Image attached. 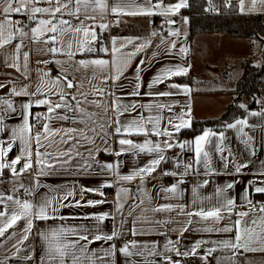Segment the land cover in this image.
<instances>
[{"label": "snow or ice", "instance_id": "1", "mask_svg": "<svg viewBox=\"0 0 264 264\" xmlns=\"http://www.w3.org/2000/svg\"><path fill=\"white\" fill-rule=\"evenodd\" d=\"M258 5L259 10L264 11V0H249L247 8L245 0H239V10L242 13L257 11ZM185 7H187V0H179L178 3L171 6L165 5L163 0H159L158 3H153V0H142L141 3H137L136 0H115L111 5L108 0H0V50L11 48L7 55V67L20 73L25 80L29 81L19 87L13 82L9 98L0 100V133L10 132L6 140L0 139V178L4 177L5 170H7L11 174L13 183L18 185L15 192L23 190L24 194L30 196L33 195L34 189L40 187L38 177L53 174L58 166H71L73 160L79 159L83 163L77 166V170L87 171L98 161L94 151H89L88 156L85 157L79 151L80 147L84 144H92L98 151L99 146L96 145V139L100 138L102 142L106 143L110 135L108 129H111L113 124L115 127L112 134L120 137L118 139L120 149L114 155L120 156L126 152H132L134 155L154 154V158L148 165L137 169L131 175L120 176L121 181H132L134 178H139L143 182L146 176H151L161 163L166 161L165 152L177 146L180 149L192 151L194 160L192 163L183 164L184 171L182 173L164 172V175H187L189 170L194 169L201 162L208 173H212L214 170L210 167L212 161L210 153L213 151L221 153L225 168L231 163L237 174L247 168V163H236L234 160H230L231 152L225 156L223 155L225 149L219 144L214 145L213 138L220 142L225 140L223 132L204 131L191 142H179L174 139L182 129L192 127L190 105L175 118L168 117L163 127V118L159 114L145 117L141 113L138 118L129 122L120 119L125 113L135 111L138 105L123 103L122 97L118 94L119 89L122 88V84L119 82L132 57L143 51L150 42L135 44L133 40L124 41L113 38L111 48L104 46L102 33L109 29L111 23L107 21V17L112 15L114 22L119 24L120 21L115 19L116 17L162 15L166 18L167 23L175 24V20L167 18L178 15L180 10ZM17 16L24 17L30 23L16 19ZM97 29L100 30V33L97 32ZM151 35L156 36L158 33L152 32ZM170 35L177 37L180 33L173 30ZM129 44L134 45V50L124 52L123 49ZM33 45L38 48L41 54H47L50 57V59L37 61L38 64L45 65V68L37 71L34 80L30 72V54ZM170 47L175 49L176 43L170 42ZM98 51H103L106 55L110 54L113 59L100 57L77 59L78 55L84 57L86 53L92 54ZM179 51L186 53L188 49L180 48ZM49 63L59 65L61 74L53 77L51 70L46 67ZM142 64L143 61L138 64V67ZM189 71L190 66L166 68L152 81L151 87L165 83L173 77L187 75ZM77 73L80 74V78H77ZM110 81L111 84H109ZM139 81L140 76L137 74L135 90L128 93L129 96L138 97L141 95ZM5 87L8 85L0 83V89ZM169 87L185 95L191 93L190 88L182 87L176 83H171ZM175 94L171 91L145 93V95L153 97H170ZM12 97H27L28 99L21 101L18 109ZM174 106V104L166 103L139 105L141 108L146 107L150 112L155 109L157 113L164 110L170 112ZM34 107H44L46 112L43 114L33 113ZM93 107L98 111L89 110ZM241 107L243 108L244 105ZM109 112L111 116L108 115ZM17 113L22 122L18 127L8 129L6 120ZM251 115H264V113L252 112ZM53 121H70L71 124L78 126L57 129L51 126ZM248 126L247 119H239L235 123L227 125L228 128L236 129L243 136H247L245 143L250 145L251 153L255 155V147L250 144L253 137L244 132ZM131 135H143L146 138L155 135L165 139L159 142L145 139L143 143H134L132 139L127 138ZM60 145H68V147L62 149ZM14 147H18L19 154L9 159V153ZM22 161L23 163H21ZM119 165L120 162L117 161L105 164L103 168L108 172H116ZM176 167H181L179 161L176 163ZM25 173H34L37 177L32 187L27 186L21 179ZM260 175L264 176V172ZM182 183L183 180H178L176 185L167 187L163 191L177 194L179 184ZM204 183L206 184L207 181ZM105 186L110 187L111 184ZM233 187L232 183L227 185L228 189ZM93 191L103 195L99 190ZM120 191L126 193L127 189L121 188ZM218 191L223 194L225 189L222 188ZM254 191L264 194V186H256ZM15 192L13 194L0 192V240L13 241L11 248L15 250L11 257L0 260V264H7L9 260L19 257L21 252L26 253L23 260L32 262L35 257L38 264H111L110 258L115 257L117 251L125 257L144 255L143 251L133 252L131 250L136 247L135 243L125 244L119 249L113 243L102 252L90 251L91 244L98 241H113L122 234L119 230L110 234L101 232L99 223H103L109 217L98 215L95 217L98 221L95 234L90 233L87 229L77 230L65 227L51 229L48 232L37 231V235L46 245L45 255L41 260L34 252L28 250L31 245H28V248L21 246L29 241L35 226L34 221L56 218L54 214L59 211L60 207L69 206L62 201L73 196V193L68 192L61 199L45 198L36 204L28 199H21ZM245 200L249 210L239 211L236 213V220L232 221L230 225L220 228H217L216 225L229 219L237 208L236 201L230 197H225L210 209L200 208L197 211L185 213L189 217L187 220L189 226L193 222L191 217H197L200 221L205 222L204 231H235L236 234L232 239L221 242L219 246L232 253L228 257L229 264H237L235 257L245 253H264V205L255 204L250 198V194L245 196ZM118 201L120 202L117 204V211L122 212L124 207L122 197H118ZM102 202L90 201L89 203L95 206L96 203ZM140 203L143 204V201ZM77 205L79 206V202ZM173 207V205H166L163 209L153 210L168 211ZM179 211H184L183 206L179 207ZM21 220L24 221L22 229L9 233V230L15 229ZM155 223L160 224L161 221H155ZM122 225L123 221H121ZM188 230V227L183 229L184 232ZM133 234L136 233L133 232ZM177 245L178 241L174 242L169 239L165 245V253L173 252L177 257L200 255L205 264H211L209 257H212L217 251V248L209 247L206 253L200 254L199 250L202 244L197 243L189 251L182 252ZM149 253L160 255V253L151 250ZM164 262L165 264H180L179 261L168 255L164 256ZM239 264H243V261H240Z\"/></svg>", "mask_w": 264, "mask_h": 264}, {"label": "crops", "instance_id": "2", "mask_svg": "<svg viewBox=\"0 0 264 264\" xmlns=\"http://www.w3.org/2000/svg\"><path fill=\"white\" fill-rule=\"evenodd\" d=\"M222 1L229 3V0H209V7L212 6L219 11ZM236 2L239 8V0H230ZM109 4H113L115 0H108ZM141 3L142 0H136ZM159 0H153V3H158ZM179 0H163L165 5H175ZM246 8L249 7V0H245ZM46 6V5H45ZM189 0H187V7ZM185 7V8H187ZM245 11L242 14H262L264 11ZM182 8L178 15H172L167 19L175 20V24L167 23V27L163 31H155L148 27L149 23L158 16H121L116 17L120 22L113 27L112 20L114 17L109 15L107 21L111 22L107 31L102 33L104 37L102 43L104 46L111 48V40L116 38L118 40H133L135 44H140L149 41L148 46L141 52L137 53L129 61L128 67L125 69L124 74L119 82L122 88L119 89L118 94L122 97L125 104L136 103L138 106L135 111L125 113L120 117L121 121L129 122L134 118H138L142 113L143 116L161 115L162 127L168 117H173L177 114L183 113L187 106L191 107L192 124L194 120L215 119L220 117L226 110L227 106L232 101V91L235 89L236 84L242 73H233L234 60L251 55L253 52V45L246 38L233 37L228 33H199L193 38L190 37L189 24L190 15L183 13ZM164 17V16H163ZM16 19H21L24 23L28 22L24 17L17 16ZM187 20V23H185ZM177 30L180 35L173 37L170 35L171 31ZM100 33V30L97 29ZM156 32L158 35L152 36L151 33ZM170 42L176 43V48L171 49ZM99 41L97 44L99 45ZM180 48H187L186 53H181ZM28 50V49H25ZM134 50V45L129 44L123 49L124 52H131ZM11 48L7 50H0V83L7 84L8 87L0 89V100L9 98L12 83L15 82L19 87L23 84L29 83L25 80L20 73H16L13 69L7 67V55ZM104 58L112 60L113 57L106 55L103 51H98L92 54H85L81 58ZM50 59L47 54H41L36 46H32L30 54V72L32 79L36 78V73L39 69L45 68V65L38 64L39 60ZM143 61V64L138 67V64ZM190 66V71L184 77H205L211 78L213 74L218 71L222 75L233 74V82L230 87L223 89H204L198 88L192 79L191 83L176 82L171 78L165 83L158 84L151 87L152 81L166 68ZM47 69H50L52 76L55 77L61 74L59 65L49 63ZM137 74L140 76L139 83L141 84L140 96H129L128 93L134 91V86L137 83ZM237 75L234 77V75ZM181 77V76H178ZM77 78L80 74L77 73ZM214 81L213 79H209ZM176 83L182 87L191 89L190 95L177 92L176 89H171L169 85ZM111 84V81L109 82ZM212 86V85H211ZM213 88V87H211ZM171 91L176 93L170 97H153L145 95L148 92ZM16 107L19 109L21 101H27V97H12ZM55 99V97H54ZM248 100H246L247 103ZM154 103L174 104L172 111H160L157 113L155 109L151 112L145 107L141 108L139 105H148ZM246 114L240 119H247L249 126L244 129V132L253 137L250 144L255 147V155H252L250 145L246 144L247 136H243L241 132L236 129H230L227 125L222 130H212L216 133L223 132L225 140L220 142L214 139V145H221L225 151L223 155L227 156L231 152L230 160L236 163L245 162L248 167L243 169L241 173L237 174L233 170L232 164L229 163L228 167H224V161L221 158L219 151L210 153L212 157L210 167L214 170L208 173L204 168L203 162L196 165L194 169L189 170L187 175H164V172L182 173L184 171L183 164L192 163L194 160V153L187 149H180L178 146L173 147L165 152L167 157L165 162H162L157 170L151 175L146 176L143 182L139 178H134L132 181H121L120 176L131 175L137 169L145 167L154 158V154L140 153L134 155L132 152H126L120 156L114 155L120 149L117 137L112 134L115 125L108 129L110 135L108 141L102 142L100 138L96 139V145L99 150H95L96 146L92 144H84L80 147L79 151L87 157L89 151H94V155L98 163L93 164L87 171H78L77 166L82 164L83 161L76 159L71 162V166L64 165L57 167L53 174L38 177L40 187L34 189L33 195H26L23 190L15 192L16 187L12 181L10 172L5 170L4 177L0 178V192L6 194H15L23 199H28L33 203L38 204L45 198L61 199L68 192H72L73 196L63 200L62 203L68 204V207H60L59 211L54 214L56 218H51L45 221H34V228L29 241L25 242L21 247L31 248L28 250L34 252L41 260L44 258L46 245L44 241L37 235L39 232H48L51 229L60 227L76 228L77 230L87 229L90 233L95 234L98 221L95 219L98 215H107L109 218L103 223H99V229L105 234H110L113 231L119 230L122 234L116 240L104 242L98 241L89 246V250H96L98 253L108 249L110 244H116L117 249L123 247L125 244L135 243L136 247L132 248L133 252L140 250L144 252L143 256L134 255L132 257H125L119 251L115 257L110 258L111 264H165L164 256H172L174 260L180 264H205V262L197 257H177L173 252L165 253V245L171 239L174 242L178 241L179 249L189 251L197 243H201L202 247L199 250L200 254L206 253L209 247L217 248V251L212 257H209L211 264H229L228 257L232 253L224 250L221 242L230 240L235 236L233 232H207L204 231L205 222L200 221L197 217H191L192 224L189 226L187 220L189 217L185 214L188 211H197L200 208L210 209L217 202L223 200L225 197H230L236 201L237 208L229 219H225L216 225L217 228L224 225H230L232 221L237 219L236 213L239 211H248L245 196L250 194V198L258 206L264 205V194L256 193L254 188L256 186H264V176L260 173L264 172V115H251L252 112L264 113V105L260 109H248V103L245 104ZM90 111H98L97 109L90 108ZM33 113L43 114L46 112L44 107H34ZM220 116L215 115L214 112ZM111 116V113H108ZM239 120V119H237ZM237 120L231 122L235 123ZM19 114L11 115L6 124L8 129L18 127L21 123ZM230 124V123H229ZM52 127L65 128L76 127L78 125L71 124L70 121H53ZM149 127H151L149 125ZM188 129V128H187ZM170 130V129H169ZM182 129L174 138L179 142L193 141L196 136L182 135ZM10 132L5 131L0 133V139H7ZM132 139L134 143H143L145 139H150L153 142L164 140V137H157L155 135L145 137L143 135H131L127 137ZM213 145V147H214ZM60 147L67 148L68 145H60ZM18 147H14L12 152L9 153V159L18 155ZM187 155H191L190 160ZM120 162L119 168L116 172H108L103 168V165L108 163ZM180 162L181 167L177 168L176 163ZM23 163V161L21 162ZM20 167L19 165L17 166ZM23 182L32 187L35 177L34 173H25L21 178ZM178 180H183L179 184V191L177 194H170L163 191L167 187L177 184ZM207 181L205 184L204 182ZM229 183L234 184L232 189H228ZM111 184L110 187L105 185ZM121 188L127 189L126 193H121ZM225 189L223 194L219 193V189ZM102 192L99 195L97 191ZM118 197H122L123 209L122 212L117 211ZM210 198V199H209ZM22 199V198H21ZM99 202L92 206L89 202ZM143 201V204L140 203ZM79 202V206L77 205ZM166 205H173L172 210L154 211L153 209H163ZM183 206L184 211L180 212L179 207ZM131 213V214H130ZM121 221L123 225L121 226ZM155 221H161L160 224ZM211 223L210 221L208 222ZM24 226V221L21 220L15 229L11 231H19ZM188 227L189 230L184 232L183 229ZM135 232L136 234H133ZM181 233H183L181 235ZM7 235V234H6ZM13 241L0 240V260L5 257H11L14 249L11 248ZM149 250L158 252L160 255H152ZM26 253L21 252L19 257L11 259L7 264H38L35 259L32 262L23 260ZM237 264L243 261V264H264V253H245L235 257Z\"/></svg>", "mask_w": 264, "mask_h": 264}, {"label": "trees", "instance_id": "3", "mask_svg": "<svg viewBox=\"0 0 264 264\" xmlns=\"http://www.w3.org/2000/svg\"><path fill=\"white\" fill-rule=\"evenodd\" d=\"M209 0H189V6L183 13L190 15L189 32L193 38L199 33H228L233 37L246 38L254 46L255 42L264 43V15L242 14L236 2L222 1L218 12L207 11ZM261 48V47H260ZM264 52V44L262 47ZM264 54V53H263ZM176 82H192L191 77H175ZM260 109L264 105V57L263 64L258 66L253 61L245 64L244 72L232 91V101L225 112L215 119L194 120L192 127L182 131V135L196 136L204 130H222L227 124L242 118L246 109Z\"/></svg>", "mask_w": 264, "mask_h": 264}, {"label": "rangeland", "instance_id": "4", "mask_svg": "<svg viewBox=\"0 0 264 264\" xmlns=\"http://www.w3.org/2000/svg\"><path fill=\"white\" fill-rule=\"evenodd\" d=\"M216 10L217 9L215 8V6L214 7L210 6L207 8V11L210 13L218 12ZM263 44L264 43H262L260 45L259 42H255V45L253 46L254 47L253 52L251 53V55L234 60V63H233L234 72L233 73H237V74L243 73L245 64L248 61H253L254 64L261 66L263 64V57H264V54H263L264 52L262 50ZM211 76H212L211 78H207L208 80H205V77L197 78L195 76H193L192 79L194 80V83L196 84V86L198 88L206 87L204 89H207V90H210V89L214 90V89H220V88L223 89L226 87H230L232 82L234 81L233 80L234 79L233 74L222 75L220 71H218V73L216 72L215 74H213ZM236 76L237 75L235 74L234 77H236ZM209 79H213V80L215 79V80L212 81ZM211 87H213V88H211ZM249 101L250 100H248L247 103ZM247 103H246V101H244L243 105L245 106V104L247 105ZM214 113H215V115H212V116H216V115L220 116L221 115V113H219V114L217 112H214Z\"/></svg>", "mask_w": 264, "mask_h": 264}, {"label": "built area", "instance_id": "5", "mask_svg": "<svg viewBox=\"0 0 264 264\" xmlns=\"http://www.w3.org/2000/svg\"><path fill=\"white\" fill-rule=\"evenodd\" d=\"M112 25L113 27H116V23L114 22V19L112 20ZM148 27L152 30H155V31H163L166 27H167V22H166V18L163 17V16H158L156 17L155 19H153ZM37 124L39 122H36ZM192 158L191 155H187V159L190 160ZM21 198L23 199V197L21 196Z\"/></svg>", "mask_w": 264, "mask_h": 264}]
</instances>
